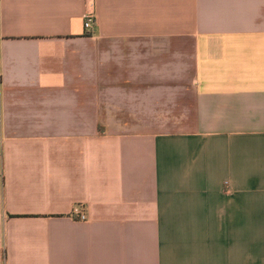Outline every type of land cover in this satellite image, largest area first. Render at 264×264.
I'll return each instance as SVG.
<instances>
[{
  "label": "crops",
  "instance_id": "crops-1",
  "mask_svg": "<svg viewBox=\"0 0 264 264\" xmlns=\"http://www.w3.org/2000/svg\"><path fill=\"white\" fill-rule=\"evenodd\" d=\"M0 116V264H264V0H0Z\"/></svg>",
  "mask_w": 264,
  "mask_h": 264
},
{
  "label": "built area",
  "instance_id": "built-area-1",
  "mask_svg": "<svg viewBox=\"0 0 264 264\" xmlns=\"http://www.w3.org/2000/svg\"><path fill=\"white\" fill-rule=\"evenodd\" d=\"M94 21H95V15L91 12L85 17V29H90ZM76 215L78 216V219H80L81 221L86 220V217L82 215V213L78 210L76 212Z\"/></svg>",
  "mask_w": 264,
  "mask_h": 264
}]
</instances>
